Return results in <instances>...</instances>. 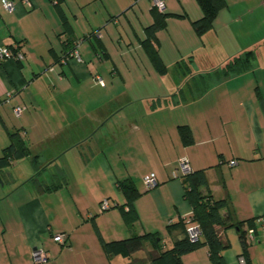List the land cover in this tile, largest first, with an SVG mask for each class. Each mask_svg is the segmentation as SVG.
Returning a JSON list of instances; mask_svg holds the SVG:
<instances>
[{
	"label": "crops",
	"instance_id": "0c3cea01",
	"mask_svg": "<svg viewBox=\"0 0 264 264\" xmlns=\"http://www.w3.org/2000/svg\"><path fill=\"white\" fill-rule=\"evenodd\" d=\"M9 1L14 11L0 0V46L20 43L25 56L0 59V157L19 130L44 166L36 173L32 155L0 165V264H34L36 247L49 254L39 264H128L147 258L154 241H145L146 255L125 257L108 256L101 238L134 234L155 233L172 247L192 211L178 170L182 157L206 171L235 223L264 216L262 0H226L201 36L192 24L203 16L197 0H163L165 12L184 15H169L157 32L163 73L143 42L153 0H31L33 8ZM70 41L82 61L65 59ZM247 50V69L213 81ZM180 61L190 68L177 70ZM151 173L157 185L147 190ZM124 180L140 192L131 226L116 206L126 202ZM104 199L112 207L102 211ZM251 229L246 254L238 229L223 231L227 264H241V256L264 264L263 227L256 221ZM59 233L68 234L67 245L55 241ZM182 262L213 264L206 245Z\"/></svg>",
	"mask_w": 264,
	"mask_h": 264
},
{
	"label": "trees",
	"instance_id": "16d2710c",
	"mask_svg": "<svg viewBox=\"0 0 264 264\" xmlns=\"http://www.w3.org/2000/svg\"><path fill=\"white\" fill-rule=\"evenodd\" d=\"M200 4L203 16L192 22L196 32L201 36L208 32L214 23L216 16L221 8L226 5V0H197ZM154 21L146 27L147 37L144 39V44L150 51V57L154 62L155 67L160 73L165 72L166 65L159 55L155 40H157V32L166 26V20L169 15L184 16L183 14H170L160 11L153 3ZM94 32L89 34L90 36ZM87 35L86 37H89ZM20 44V43H19ZM69 45H73L70 50L65 51V59L70 58V51L76 46V43L70 41ZM68 45V46H69ZM12 47V46H11ZM246 53L245 56L243 54ZM242 55L232 57L227 64L218 72L215 73L213 81H218L223 77L233 74H238L250 66V59L253 51L247 50ZM21 61V60H17ZM188 67V62H178L176 68L180 69ZM212 80V78H211ZM185 126H182L184 128ZM188 131H184V136L187 138ZM32 155V162L36 173H39L44 164L39 161V154H32L26 140L19 130L11 132V142L4 149L3 156L0 157V165L11 164L15 160ZM185 188V198L190 202L192 211L189 218H183L181 224L185 227V235L177 239L173 246L165 249L161 245V238L155 233H145L142 235L134 234L128 238L106 241L101 238L102 246L108 256L121 254L125 257H130L144 247L146 240L154 241V249L150 251L149 256L145 259H134L128 264H183L182 257L200 246L206 245L209 249L210 258L213 264H227L222 251L229 247V243L223 239V231L236 227L239 231L240 242L244 253L246 254L249 246L250 229L254 228L256 221L260 223V218H252L235 223L233 214L227 198H220L213 195L210 190L208 177L205 170H193L188 174L180 175ZM58 188L57 184L52 186H43V190H54ZM119 188L126 197L124 204H117L123 212L124 219L128 225H133L138 220V213L134 206V201L139 196L140 192L131 180H124L119 183ZM112 207V205H111ZM264 217V216H262ZM190 223H195L200 227L201 235L197 240H191L187 234V226ZM245 224L250 229H245ZM261 224V223H260ZM264 231V230H263ZM245 257V256H244ZM246 258V257H245ZM247 260V259H246Z\"/></svg>",
	"mask_w": 264,
	"mask_h": 264
},
{
	"label": "built area",
	"instance_id": "2783aa9c",
	"mask_svg": "<svg viewBox=\"0 0 264 264\" xmlns=\"http://www.w3.org/2000/svg\"><path fill=\"white\" fill-rule=\"evenodd\" d=\"M26 3L28 6L33 8V2L31 0H26ZM154 5L157 6V8L160 11H163L165 9V3L163 0H153ZM3 4L9 11H14L16 4L13 1L9 0H3ZM262 4L264 5V0H262ZM25 54L23 50L21 49V46L19 44H15L12 47L2 45L0 46V59H11V60H22L24 58ZM70 58H74L78 61H82L80 52L77 49V45L70 51L69 54ZM15 112L17 115H20L22 112V107L18 106L15 108ZM237 161H231V164H236ZM178 170L180 171V175L188 174L191 171V166L189 163V160L186 157H182L178 161ZM175 175L177 176V173L175 172ZM144 184L147 190H151L157 185V178L155 173H151L147 177L144 178ZM101 210L105 211L111 208V204L108 199H104L100 204ZM260 223L264 230V217L260 218ZM187 234L191 240H197L199 236L201 235L200 227L195 223H190L187 226ZM250 233H253V230H250ZM54 239L59 244L65 246L68 244L69 236L66 233H59L54 236ZM33 263L39 264L43 262H47L49 260V254L47 251H45L42 248L36 247L33 251ZM240 263L246 264L247 260L244 256L240 257Z\"/></svg>",
	"mask_w": 264,
	"mask_h": 264
},
{
	"label": "rangeland",
	"instance_id": "374dc122",
	"mask_svg": "<svg viewBox=\"0 0 264 264\" xmlns=\"http://www.w3.org/2000/svg\"><path fill=\"white\" fill-rule=\"evenodd\" d=\"M246 55V53H244L243 54V56H245ZM203 82H201L200 83V86H202L203 84H202ZM115 121H116V119L115 118H113L112 120H111V122H110V124H112V123H114L115 124ZM117 122V121H116ZM138 253H137V255L139 256H141L142 254H144L145 253V255H146V249L143 247L140 251H137Z\"/></svg>",
	"mask_w": 264,
	"mask_h": 264
}]
</instances>
